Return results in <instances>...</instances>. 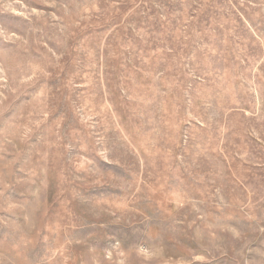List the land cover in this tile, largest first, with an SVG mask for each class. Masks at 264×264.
Here are the masks:
<instances>
[{"label": "rangeland", "instance_id": "1", "mask_svg": "<svg viewBox=\"0 0 264 264\" xmlns=\"http://www.w3.org/2000/svg\"><path fill=\"white\" fill-rule=\"evenodd\" d=\"M0 264H264V0H0Z\"/></svg>", "mask_w": 264, "mask_h": 264}]
</instances>
